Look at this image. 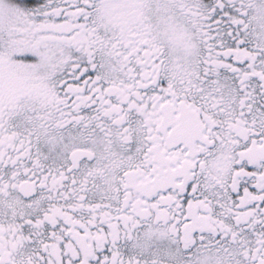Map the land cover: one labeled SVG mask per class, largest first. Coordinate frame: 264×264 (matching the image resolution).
<instances>
[{"label": "snow or ice", "instance_id": "6c2138e0", "mask_svg": "<svg viewBox=\"0 0 264 264\" xmlns=\"http://www.w3.org/2000/svg\"><path fill=\"white\" fill-rule=\"evenodd\" d=\"M0 264H264V0H0Z\"/></svg>", "mask_w": 264, "mask_h": 264}]
</instances>
